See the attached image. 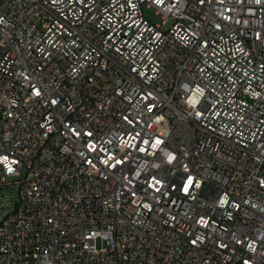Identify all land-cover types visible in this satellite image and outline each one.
<instances>
[{
    "label": "built area",
    "instance_id": "2783aa9c",
    "mask_svg": "<svg viewBox=\"0 0 264 264\" xmlns=\"http://www.w3.org/2000/svg\"><path fill=\"white\" fill-rule=\"evenodd\" d=\"M5 193L0 264H264V0H0Z\"/></svg>",
    "mask_w": 264,
    "mask_h": 264
},
{
    "label": "rangeland",
    "instance_id": "374dc122",
    "mask_svg": "<svg viewBox=\"0 0 264 264\" xmlns=\"http://www.w3.org/2000/svg\"><path fill=\"white\" fill-rule=\"evenodd\" d=\"M147 15L155 22L160 21V16L156 14L155 9H147ZM6 195L0 197V202H7L10 200V196L8 193ZM3 214V209L0 208V216Z\"/></svg>",
    "mask_w": 264,
    "mask_h": 264
}]
</instances>
